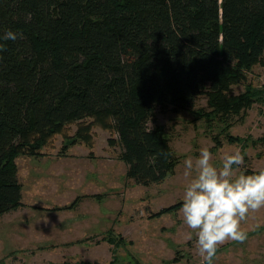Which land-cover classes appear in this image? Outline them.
Masks as SVG:
<instances>
[{
  "label": "trees",
  "instance_id": "1",
  "mask_svg": "<svg viewBox=\"0 0 264 264\" xmlns=\"http://www.w3.org/2000/svg\"><path fill=\"white\" fill-rule=\"evenodd\" d=\"M7 28L20 35L0 40V214L22 204L15 157L30 135L42 146L102 116L127 175L150 184L176 163L150 124L158 110L205 94L208 115L229 121L264 103V83L247 80L264 61V0H0Z\"/></svg>",
  "mask_w": 264,
  "mask_h": 264
},
{
  "label": "rangeland",
  "instance_id": "2",
  "mask_svg": "<svg viewBox=\"0 0 264 264\" xmlns=\"http://www.w3.org/2000/svg\"><path fill=\"white\" fill-rule=\"evenodd\" d=\"M247 80L264 83V61ZM244 89L243 82L233 86L235 93ZM211 110L203 94L191 109L157 111L150 124L162 127L176 163L150 184L127 175L118 135L102 116L86 119L90 127L81 134L80 123L68 122L42 146L30 135L15 157L22 204L0 214V264H200L180 214L190 179L183 158L209 145L214 162L239 150L241 168L264 167V103L229 121ZM241 226L247 238L220 244L214 264H264V206Z\"/></svg>",
  "mask_w": 264,
  "mask_h": 264
},
{
  "label": "clouds",
  "instance_id": "3",
  "mask_svg": "<svg viewBox=\"0 0 264 264\" xmlns=\"http://www.w3.org/2000/svg\"><path fill=\"white\" fill-rule=\"evenodd\" d=\"M20 33L7 28L0 40H16ZM244 157L239 150L223 153L214 162L209 145L198 154L183 158L185 175L180 214L192 230L200 264H214L220 244L226 240L244 241L247 230L241 226L251 210L264 206V167L241 168Z\"/></svg>",
  "mask_w": 264,
  "mask_h": 264
}]
</instances>
